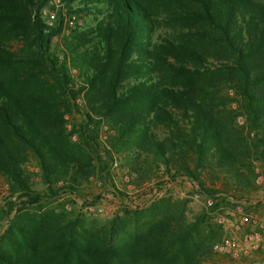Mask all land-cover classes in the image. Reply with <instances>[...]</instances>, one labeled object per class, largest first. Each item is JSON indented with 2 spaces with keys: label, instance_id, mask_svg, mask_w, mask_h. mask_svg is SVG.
Segmentation results:
<instances>
[{
  "label": "trees",
  "instance_id": "trees-1",
  "mask_svg": "<svg viewBox=\"0 0 264 264\" xmlns=\"http://www.w3.org/2000/svg\"><path fill=\"white\" fill-rule=\"evenodd\" d=\"M61 2L70 13L100 16L64 40L83 77L75 88L49 47L60 15L47 26L46 0H0V72L15 73L12 80L0 76V175L14 196L0 218L61 194L83 199L88 178L128 199L114 185L115 161L137 184L160 170L232 206L256 189V165L264 179V0ZM161 25L167 35L152 41ZM32 82L41 91L22 87ZM83 86L88 90L78 105ZM72 112L82 117L76 130L64 126V114ZM90 114L107 125L104 145L97 139L100 121ZM25 152L43 192L25 175ZM149 193L142 210L112 219L97 243L76 238L71 227L69 246L49 243L48 249H64L73 264H202L218 241L212 239L218 226L208 225L203 212L186 221L180 206L175 212L166 197ZM13 217L0 235V264H36L39 241Z\"/></svg>",
  "mask_w": 264,
  "mask_h": 264
},
{
  "label": "rangeland",
  "instance_id": "rangeland-1",
  "mask_svg": "<svg viewBox=\"0 0 264 264\" xmlns=\"http://www.w3.org/2000/svg\"><path fill=\"white\" fill-rule=\"evenodd\" d=\"M49 9V0H46L45 5L41 9L43 21L45 20L44 13ZM55 13L56 16L59 17L58 11ZM72 14L75 15V20L72 23H68L60 16L61 26L58 31L51 36L49 47L56 58L64 62L70 79L75 83L73 84L75 88L78 85L82 86L81 82L83 77H80L78 69L71 65L72 55L64 46V40L71 32V29L80 30L95 26L100 16L81 11H73ZM167 32L168 28L163 25L158 26L152 31L151 40L156 41L159 37L167 35ZM9 46L10 49L18 47L16 43H9ZM60 54L62 55L61 59L58 57ZM13 74L15 75V73L10 70L7 71L6 74L0 72V76L3 80L6 78L12 80L11 76H13ZM20 78H22V76ZM24 86L28 90L34 92L41 91L34 82L25 83L22 87ZM83 87L84 88L79 91V94L75 98V102L78 105H82L84 102L83 96L88 90V86ZM228 94H231V91H228ZM233 106L234 104L232 103L231 107ZM73 115V112L64 114L65 129H70L72 126H74L75 130L77 129L78 123L81 121L82 117L78 115L74 119ZM90 116L92 119L94 118V120L97 119L100 121L97 139L104 145L100 139L104 138L103 133L107 125L103 119L95 114H90ZM236 121L241 124L242 117L237 116ZM70 140L76 141L77 135H71ZM120 163L118 164V162L115 161L112 164L110 170L111 175L115 187L130 198L122 200L118 197L116 192L114 194L111 193L112 190L110 187L102 186L99 180L88 178L87 181L81 184L84 200L69 194H61L54 198L44 199L40 203L27 206L19 211L12 208L6 217L0 218V235L6 229L9 220L12 219L14 215L19 216L23 222L31 227L34 236L36 235L35 237L39 241L38 249H42L40 253L32 257L36 264H73V259L71 257L64 258L62 256L61 252L64 249H48L50 246L49 243H59L62 245V248L69 246L67 240L71 227H73L74 231H72V234L76 232V238L81 236L90 243H97L101 236H107V231L112 223L110 222L112 219H116V222H120V218L124 215V212L127 213L125 216L127 217L133 212L142 210L152 199L149 193V189H152L156 197H166L171 202L174 206L171 207L173 211H175V206H180L178 209H181L180 212L183 214L186 221H191L196 214L203 212L206 215L205 217L208 225L218 226L214 229V233L212 234V239L214 241L217 239L219 241L222 236H226L242 242L243 236L248 232H258L261 237H264V231L259 227V223L253 224L248 220L240 224L238 223L236 215L230 217L226 215V211L231 210L233 207L229 203V200H225L224 202L215 199L213 201L214 205L212 204L213 207L206 206L202 200L193 198L195 191L187 180L184 178H177L172 181L168 180L163 176L160 170L155 173V175L152 174L150 177L143 179L141 183L137 184L135 183L134 175H132L133 181H130L127 175V167ZM21 166L32 185V189L43 192L44 187L40 183L39 170L34 165L33 158L26 152L24 153ZM254 172L257 175L255 177L256 189L244 193L242 198H240V203L237 204L242 207L245 213L250 212L257 219H262L264 218V179L258 165L254 167ZM99 195L100 198H94ZM13 200L14 196H9L7 191V182L5 178L0 175V210L7 209V201ZM89 201L94 202L90 203ZM220 216L225 218L223 224L217 222ZM214 243L215 242H213V244ZM213 244L211 245L209 257L203 261L202 264H264V248L250 251L246 256L233 259L225 254H219L213 251Z\"/></svg>",
  "mask_w": 264,
  "mask_h": 264
},
{
  "label": "built area",
  "instance_id": "built-area-1",
  "mask_svg": "<svg viewBox=\"0 0 264 264\" xmlns=\"http://www.w3.org/2000/svg\"><path fill=\"white\" fill-rule=\"evenodd\" d=\"M50 9L44 13L45 20L43 23L47 26L53 25L56 20V11L59 15L63 17L68 23H72L75 20V15L68 12L66 6L61 2V0H49ZM59 59L62 58L60 54ZM193 198L202 200V202L209 206L212 204L213 200L209 196H203L197 192L193 194ZM226 215L233 216L236 215L238 223L243 224L246 221H250L253 224L259 223V227L264 231V218L257 219L250 212L245 213L242 207L237 203L233 205L232 209L226 211ZM225 218L220 216L217 219L219 224H223ZM264 248V237L258 232H248L243 236L242 242L226 236H222L219 241L215 242L212 246L213 251L219 254H225L231 258H238L240 256H246L250 251Z\"/></svg>",
  "mask_w": 264,
  "mask_h": 264
}]
</instances>
